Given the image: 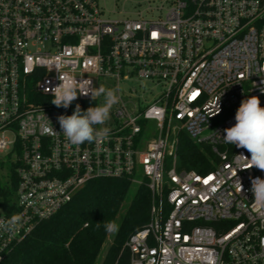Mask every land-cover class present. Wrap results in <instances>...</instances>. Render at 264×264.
Segmentation results:
<instances>
[{
	"label": "built area",
	"instance_id": "1",
	"mask_svg": "<svg viewBox=\"0 0 264 264\" xmlns=\"http://www.w3.org/2000/svg\"><path fill=\"white\" fill-rule=\"evenodd\" d=\"M165 4L113 20L99 0H0V173L8 158L17 178L0 220L23 216L18 232L0 228V263L89 181L119 178L152 199L150 220L125 241L130 264H264V209L251 192L264 171L243 169L250 153L222 139L242 101L264 107V0ZM54 64L81 91L116 90L106 140L67 141L58 117L72 114L48 91L60 83ZM132 80L160 90L139 105L121 92ZM181 133L210 147L211 170L181 167Z\"/></svg>",
	"mask_w": 264,
	"mask_h": 264
},
{
	"label": "trees",
	"instance_id": "2",
	"mask_svg": "<svg viewBox=\"0 0 264 264\" xmlns=\"http://www.w3.org/2000/svg\"><path fill=\"white\" fill-rule=\"evenodd\" d=\"M77 104L82 111L98 105L95 100L77 98L68 108H59L73 114ZM179 157L181 167L188 170L213 168L210 147L194 143L184 133L180 135ZM16 182L14 173L6 181L0 173V203L14 199ZM132 185L126 179H92L56 213L39 221L0 264H130L125 241L150 220L152 202L146 185H140L130 197ZM106 221H115L118 231L106 232ZM109 238L110 244L101 260L100 254Z\"/></svg>",
	"mask_w": 264,
	"mask_h": 264
},
{
	"label": "clouds",
	"instance_id": "3",
	"mask_svg": "<svg viewBox=\"0 0 264 264\" xmlns=\"http://www.w3.org/2000/svg\"><path fill=\"white\" fill-rule=\"evenodd\" d=\"M53 66L59 72L60 83L56 87L48 89V91H51L53 96L51 102L56 107L68 108L79 95L91 93L93 100L103 96V102L99 105L82 111L80 105L77 104L72 115L58 117L59 125L67 141L78 147L85 142L92 143L106 140L111 130L108 127H103V125L110 119L113 106L119 102L116 90L100 85L90 92L81 91L80 81L71 74L61 72L59 64ZM261 91H264V89ZM235 120L234 126L224 130L223 141L238 148H244L250 153V159L240 155L246 161L243 169L255 167L264 171V107H261L259 97L252 96L242 101L236 112ZM240 187L242 190L241 182ZM251 192L254 197V207L264 209V179L260 177L253 178L251 180ZM97 224L99 225V223ZM22 226L23 216L19 213L11 215L6 220H0V228L9 233L18 232ZM104 228L108 233H115L118 231L119 225L115 221H106L104 222Z\"/></svg>",
	"mask_w": 264,
	"mask_h": 264
},
{
	"label": "rangeland",
	"instance_id": "4",
	"mask_svg": "<svg viewBox=\"0 0 264 264\" xmlns=\"http://www.w3.org/2000/svg\"><path fill=\"white\" fill-rule=\"evenodd\" d=\"M99 2L103 8L104 16L113 20H125L128 17H136L138 13L146 17H154L163 14L167 7L165 0H99ZM162 4L164 6L163 9L158 10L157 8L161 7ZM150 6L152 9H149ZM147 84L148 83L146 82L140 83L134 80L120 83V88L124 99H130L134 101V103L137 102L139 105H146V103L152 100L155 94H157L160 90V88H156L146 91L145 87H147ZM208 132V130L204 131L203 134H207ZM171 139H173V137ZM9 162L10 160L7 158L6 162L2 163L5 171L1 173V175L5 181L9 179V171L11 170L10 166H7V163ZM137 188V183L131 186L129 191L130 197L136 192ZM110 241L111 238L107 239L105 245L103 246L102 252L100 254L101 260L110 244Z\"/></svg>",
	"mask_w": 264,
	"mask_h": 264
},
{
	"label": "snow or ice",
	"instance_id": "5",
	"mask_svg": "<svg viewBox=\"0 0 264 264\" xmlns=\"http://www.w3.org/2000/svg\"><path fill=\"white\" fill-rule=\"evenodd\" d=\"M154 35H155V33H154ZM207 182V181H206Z\"/></svg>",
	"mask_w": 264,
	"mask_h": 264
}]
</instances>
